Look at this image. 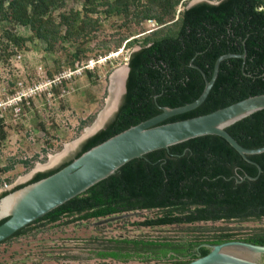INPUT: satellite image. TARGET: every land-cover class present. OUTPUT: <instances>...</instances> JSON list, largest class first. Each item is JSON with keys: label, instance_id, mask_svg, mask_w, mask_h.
Here are the masks:
<instances>
[{"label": "trees", "instance_id": "16d2710c", "mask_svg": "<svg viewBox=\"0 0 264 264\" xmlns=\"http://www.w3.org/2000/svg\"><path fill=\"white\" fill-rule=\"evenodd\" d=\"M65 1L0 0V63L24 51L28 43L39 41L50 53L58 47L62 50L71 47L69 69L85 66L89 57L81 43L84 41V46L90 43L92 33L101 27L94 15L119 19L117 27L124 28L127 34L149 20L155 27L140 39L127 40L124 34L115 41V48L126 40L125 46L138 44L139 48L129 55L126 91L112 119L86 139L72 159L54 169L37 172L13 190L56 172L92 146L158 114L160 109L155 101L160 106L176 107L195 100L204 82L200 72L189 65L190 60L209 78L218 56L245 52L244 59L231 57L220 63L216 81L202 104L163 123L207 114L264 93V0H206L179 11L178 7L187 0H74L80 2V9L60 11ZM17 26L25 28L27 34L18 32ZM105 48L102 54L110 50L109 46ZM87 69L83 71L91 77L94 70ZM66 83L62 80L59 85ZM26 101L24 97L20 99L18 107L24 109ZM227 131L246 148L264 146V109L235 122ZM5 139L0 117V144ZM247 157L259 164V174L254 164L217 135L199 136L168 149L151 151L126 162L112 175L18 230L0 245L42 221V225L60 228L143 210H156L154 216L135 223L148 228L201 221H264V153ZM246 174L257 177L247 179ZM8 192H2L0 197ZM235 236L232 229L224 228L207 241L218 244L237 239ZM238 240L264 245V227L253 229ZM117 243L132 244L164 257L173 251L175 254L166 260L184 264L195 257L179 256L204 242L132 238ZM198 249L201 255L208 252L206 247ZM121 252L104 251L99 257L127 256L120 255ZM154 261L162 259L157 257Z\"/></svg>", "mask_w": 264, "mask_h": 264}, {"label": "rangeland", "instance_id": "374dc122", "mask_svg": "<svg viewBox=\"0 0 264 264\" xmlns=\"http://www.w3.org/2000/svg\"><path fill=\"white\" fill-rule=\"evenodd\" d=\"M191 0L178 7V11ZM70 8L80 9V2L66 0L60 11ZM98 17L101 27L93 33V40L84 46L94 70L89 77L83 71L75 75L65 85L52 79L64 70L68 71L72 48L58 47L54 52H46L39 41L28 43L24 51L12 55L0 63V117L6 139L0 144V189L10 186L19 176L28 174L34 166L46 163L48 155L63 150V143H69L89 128L103 109L107 96L111 73L118 67L127 65L131 47L127 40L140 39L155 26L151 22L140 23L135 32L127 34L117 27L119 19ZM16 30L27 34V30L17 26ZM126 34L128 39L121 47L115 48L116 39ZM109 46V52L105 51ZM60 48V49H59ZM87 69V70H88ZM51 73V75H49ZM26 98V107L19 108L20 98ZM154 211L129 212L123 218L98 225V220L90 219L52 227L40 225L11 241L0 245V264H122L111 258H101L94 248L92 239H154L163 238L199 240L205 242L221 231L229 228L237 239L252 233L253 229L264 227V221H201L186 225H169L154 228L140 227L135 223L152 217ZM77 259V260H75ZM127 264H175V260L155 262L122 259Z\"/></svg>", "mask_w": 264, "mask_h": 264}, {"label": "water", "instance_id": "95a60500", "mask_svg": "<svg viewBox=\"0 0 264 264\" xmlns=\"http://www.w3.org/2000/svg\"><path fill=\"white\" fill-rule=\"evenodd\" d=\"M200 1L206 0H191L186 7ZM138 48L135 46L131 52ZM231 57L244 59L245 52L242 54L225 53L218 56L209 78L200 67L193 63V60H190L189 65L200 72L204 82L203 89L195 100L176 107L160 106L155 101L160 109L158 114L92 146L56 172L13 190L17 185L29 181L36 172L58 167L63 160L74 154L86 139L104 128L112 119L118 109L121 97L126 91L125 83L128 75V65L116 68L110 76L105 105L91 126L83 129L85 133L72 142L63 143V150L55 155H48L46 163H37L28 174L19 176L10 186L0 189V194L10 191L0 197V221L5 219L0 224V242L66 201L83 193L100 180L112 175L126 162L142 157L151 151L168 149L169 146L199 136H220L243 159L254 164L259 174L261 167L247 156L264 153V146L246 148L227 131V128L254 112L263 110L264 93L249 96L207 114L163 123L170 117L189 112L202 104L216 81L220 63ZM256 177L257 175L247 174L244 176L247 179ZM128 215V213L113 215L99 219L95 223L98 225L107 224ZM42 222L33 224L27 231L42 225ZM92 241L98 253L125 250L127 253L132 251V254H137L134 252L135 249L129 245L117 243L118 240L92 239ZM200 246L208 248V252L205 255L199 254L184 264H264V245L261 244L234 239L218 244L203 243L197 248ZM169 255H173V253Z\"/></svg>", "mask_w": 264, "mask_h": 264}, {"label": "flooded vegetation", "instance_id": "af4514ba", "mask_svg": "<svg viewBox=\"0 0 264 264\" xmlns=\"http://www.w3.org/2000/svg\"><path fill=\"white\" fill-rule=\"evenodd\" d=\"M122 98V97H121ZM81 146H82V144L80 145V147L78 148V150L74 153V154H72L68 159H66V160H63L58 166H60V165H62V164H64L66 161H68V160H70V159H72L74 156H75V154L81 149ZM56 168V167H55ZM52 169H54V168H52ZM48 170H50V169H48ZM39 172H41V171H39ZM37 173V172H36ZM35 173V174H36ZM34 174V175H35ZM33 175V176H34ZM32 176V177H33ZM31 177V178H32ZM30 178V179H31ZM29 179V180H30ZM204 243H208V244H211V243H209L208 241H205ZM127 246L129 245L131 248H133V249H135V251L134 252H136L137 254H135V253H133L132 254V251H130V252H125V250H122V252H121V254L120 255H124V254H127V256H125V257H122V258H116L117 260H122V259H131V260H140L141 262H146V260H148V259H150V260H154V259H156L157 257L159 258H161L162 259V261H165V259H169L170 258V256L171 255H169L170 253H173V254H175L173 251H170L165 257L164 256H162V255H160L159 253H153L151 250H143L142 248H140V247H134L132 244H126ZM198 246H195V247H190V248H188L186 251H185V253H184V255H181V256H179L180 258H182V259H191V258H193V257H196L197 255H199V254H201L200 253V251H199V249L197 248ZM141 249V250H140Z\"/></svg>", "mask_w": 264, "mask_h": 264}, {"label": "built area", "instance_id": "2783aa9c", "mask_svg": "<svg viewBox=\"0 0 264 264\" xmlns=\"http://www.w3.org/2000/svg\"><path fill=\"white\" fill-rule=\"evenodd\" d=\"M149 22L152 23V25H154V22L149 20ZM94 65V62L93 60H89L88 63L83 66V67H78L74 70H71V69H68V71H63L62 73H60V75H58L57 77H55L54 79H52L53 82H58L60 83L62 80H66V81H69L71 78H73L75 75H81V73L83 72V69L84 68H89L90 65ZM22 99V98H20Z\"/></svg>", "mask_w": 264, "mask_h": 264}, {"label": "crops", "instance_id": "0c3cea01", "mask_svg": "<svg viewBox=\"0 0 264 264\" xmlns=\"http://www.w3.org/2000/svg\"><path fill=\"white\" fill-rule=\"evenodd\" d=\"M75 260H77V259H75ZM152 261V260H151ZM154 261V260H153Z\"/></svg>", "mask_w": 264, "mask_h": 264}]
</instances>
